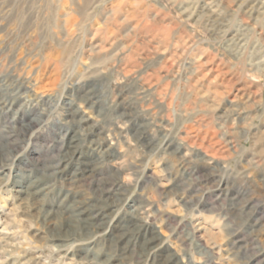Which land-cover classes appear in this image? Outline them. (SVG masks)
<instances>
[{"label":"rangeland","instance_id":"374dc122","mask_svg":"<svg viewBox=\"0 0 264 264\" xmlns=\"http://www.w3.org/2000/svg\"><path fill=\"white\" fill-rule=\"evenodd\" d=\"M263 4L0 0V264H145L119 240L134 211L159 238L160 264H205L206 251L213 264H264V106L248 134L230 102L243 92L264 103ZM64 136L101 143L93 175L53 168ZM113 180L122 194L103 234L55 238Z\"/></svg>","mask_w":264,"mask_h":264},{"label":"bare ground","instance_id":"6f19581e","mask_svg":"<svg viewBox=\"0 0 264 264\" xmlns=\"http://www.w3.org/2000/svg\"><path fill=\"white\" fill-rule=\"evenodd\" d=\"M211 9L212 7L210 8V11L214 13L215 10L213 9L211 10ZM233 37L234 39H232V41H234V44L236 43L235 45L238 47V49L239 47L244 48V46H246L245 43L240 44L245 39H242V38L240 39V36L238 34H235ZM236 40H239V42H236ZM246 51L248 52V50ZM238 52L240 51L238 50ZM261 57H264V55H262ZM260 62L257 65L254 64L255 68L257 69L256 71H259V72L264 71V68L262 67L263 64ZM221 77L222 75L220 72L216 74L215 86L218 87V86L223 85L224 82L218 81V79H220ZM234 82L229 80L226 84V87L232 88ZM234 96L235 97L230 102L234 106H236L237 109H233V112H232L233 116H236V117L235 118L233 117L232 120L233 121L240 120L239 121L240 123L241 121L247 122L248 120H251L252 122L247 124L250 127V130H248V134H249L251 132V124H254L253 121L255 120L257 116L258 117L260 116V115L253 116L254 112H257V114L260 112L259 107L264 106L263 100L260 98L261 99L260 101V99H258L256 96L251 97L250 94L243 93V92L236 93ZM78 113H79V109H75V110L71 109V111L68 112L71 118H73L72 122L69 123L70 124L69 130L70 129L74 130L73 127L77 123L80 124V120L79 122L74 120L75 117H77ZM75 133L77 135L80 134L79 131H75ZM65 136L63 137V141H62L63 142L62 147L64 146V148L62 149V158L59 159V162L53 168L54 169L57 168V171L60 169L59 172L62 173L65 170L64 169L65 167L60 168V164L63 161L64 163L66 162V164L72 163L76 166L72 173V175L76 178L77 177L78 178L87 177V176L93 175L94 172L96 171V168L91 163L90 154L93 151L102 150L101 147L103 146H101V143L90 141L91 145L90 146L88 145L89 146L88 149L85 150L84 148L81 147V145H79V143H75L74 137L70 136L68 137L66 141ZM84 137H86V134H84ZM83 141H84V138H83ZM111 183H112L111 185H108V183L107 184L99 183L97 187L96 196L93 197V198H96L95 200L86 199L88 201H83L81 204L79 203L75 205L71 210L72 213L69 216L65 217L64 220L62 219L61 224L59 225V228L62 230H65L66 234L63 237L55 236V238L72 239V238H76V237L83 236V235L101 236L103 234L102 233L103 230L105 229V225H104L105 223H103V219L105 217H108L109 208L111 209L112 207L117 206L116 204L117 200L115 199L116 196H120V194H122L119 192L122 189L121 182H119L118 180H113V182ZM142 214H143L142 211H134L133 213L126 212L122 214V216L120 217V220L116 224L119 230L122 232L119 237V240L123 241L124 239L128 238L130 242L132 241V243L139 248L136 261H143L145 264H160L158 260L159 253L157 252L159 238L155 230L148 225V223L146 222L145 216ZM79 230H83L82 234L77 232ZM110 230H113V228L112 229L110 228ZM193 237L195 238L194 234H193ZM233 238H237V237L234 236ZM256 242H253V245H255L253 249H257L256 247H258L259 245V244H256ZM233 244H235V242ZM117 246L119 247L121 251L122 248L120 247V245H117ZM248 251L249 250L246 248L245 253H247ZM160 254L162 253L160 252ZM201 256L205 258V261H204L205 264H213V261L211 259L212 255L210 252L206 251L205 253L201 254ZM191 258L192 257L190 256V262L193 263L192 262L193 260H191ZM253 259H256V255L249 257V261ZM164 262L165 264H176L177 263L175 262V259L172 256L167 257V259H165Z\"/></svg>","mask_w":264,"mask_h":264}]
</instances>
